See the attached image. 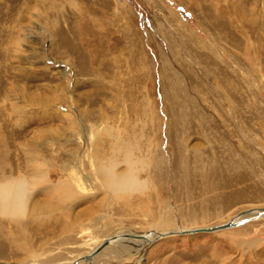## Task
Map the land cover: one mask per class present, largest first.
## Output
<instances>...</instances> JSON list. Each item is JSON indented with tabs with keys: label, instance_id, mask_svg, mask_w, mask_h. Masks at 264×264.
Masks as SVG:
<instances>
[{
	"label": "rangeland",
	"instance_id": "374dc122",
	"mask_svg": "<svg viewBox=\"0 0 264 264\" xmlns=\"http://www.w3.org/2000/svg\"><path fill=\"white\" fill-rule=\"evenodd\" d=\"M12 181L0 264H73L113 236L264 209V0H0ZM108 247L88 264H264V218Z\"/></svg>",
	"mask_w": 264,
	"mask_h": 264
},
{
	"label": "bare ground",
	"instance_id": "6f19581e",
	"mask_svg": "<svg viewBox=\"0 0 264 264\" xmlns=\"http://www.w3.org/2000/svg\"><path fill=\"white\" fill-rule=\"evenodd\" d=\"M135 179L133 178V176H128L124 179H122L120 182L117 183V187L122 188V187H130L133 184H135ZM114 184H116L114 182ZM115 187V186H113ZM116 188V187H115ZM23 194H24V184L21 181H12V182H8L6 184H1L0 185V209L2 211L5 210H16L19 209L21 207V201L23 200ZM256 213H253L252 215H239V217H235V223L244 221L254 215H256ZM160 234H164V233H160ZM157 234H148V235H143L146 237V239H141V241H133L131 238H126V236H132V235H125V236H118V237H112L115 238L113 241L111 240L110 244H115L118 246H127V244H131L133 246V248H139L142 250V247H144V245L151 243V241H154L155 237ZM110 239V238H109ZM110 247H106L104 248L98 255H96L95 257H93L91 260H87L85 259V257L80 258L79 260H77L76 262H78V264H88V263H92V261H94L97 257H99L100 255H102L105 251L109 250ZM93 251V250H92ZM91 253V252H90ZM89 253V254H90ZM88 254V255H89ZM87 255V256H88ZM85 261V262H84Z\"/></svg>",
	"mask_w": 264,
	"mask_h": 264
},
{
	"label": "water",
	"instance_id": "95a60500",
	"mask_svg": "<svg viewBox=\"0 0 264 264\" xmlns=\"http://www.w3.org/2000/svg\"><path fill=\"white\" fill-rule=\"evenodd\" d=\"M256 212H257L256 215H254V216H252V217H250L244 221L238 222V223H235V220L233 218L229 222L222 224V225H219V226L210 227V228H203V229H196V230H186V231H180V232H167L164 234H157L156 238L161 239V238L168 237V236L194 235V234H199V233H208L209 234V233L234 229V228H237L238 226H240V225H242L248 221H252V220H255L257 218H262V217L264 218V209L250 210V211L241 213L240 215H252L253 213H256ZM127 237L131 238V239H136V240L146 239V237L143 235L126 236V238ZM114 239L115 238L105 239L88 256H86L85 259L91 260L93 257L98 255L104 248H106L111 243V240L113 241ZM73 264H78V262H74Z\"/></svg>",
	"mask_w": 264,
	"mask_h": 264
}]
</instances>
